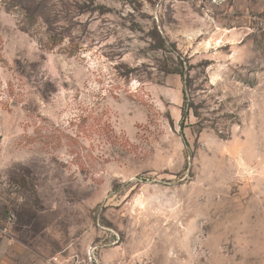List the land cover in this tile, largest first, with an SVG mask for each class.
<instances>
[{"label":"rangeland","instance_id":"1","mask_svg":"<svg viewBox=\"0 0 264 264\" xmlns=\"http://www.w3.org/2000/svg\"><path fill=\"white\" fill-rule=\"evenodd\" d=\"M0 264H264V0H0Z\"/></svg>","mask_w":264,"mask_h":264},{"label":"built area","instance_id":"2","mask_svg":"<svg viewBox=\"0 0 264 264\" xmlns=\"http://www.w3.org/2000/svg\"><path fill=\"white\" fill-rule=\"evenodd\" d=\"M11 216L7 215L5 218L0 219V241L5 239H12L11 233ZM90 259L93 260V264H97L96 257L94 255V250L89 251Z\"/></svg>","mask_w":264,"mask_h":264}]
</instances>
